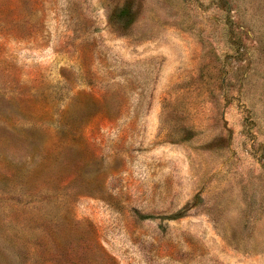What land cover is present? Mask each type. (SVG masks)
<instances>
[{
    "label": "rangeland",
    "instance_id": "obj_1",
    "mask_svg": "<svg viewBox=\"0 0 264 264\" xmlns=\"http://www.w3.org/2000/svg\"><path fill=\"white\" fill-rule=\"evenodd\" d=\"M0 264H264V0H0Z\"/></svg>",
    "mask_w": 264,
    "mask_h": 264
}]
</instances>
